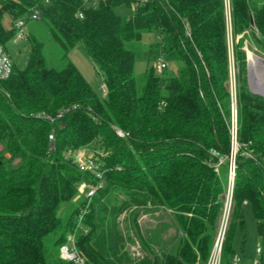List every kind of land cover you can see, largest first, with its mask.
<instances>
[{
	"label": "trees",
	"instance_id": "obj_1",
	"mask_svg": "<svg viewBox=\"0 0 264 264\" xmlns=\"http://www.w3.org/2000/svg\"><path fill=\"white\" fill-rule=\"evenodd\" d=\"M35 5L66 62L60 69L47 66L43 42L30 33L27 67L14 63L10 76L0 80V264H62L56 252L71 233L92 264H206L233 150L226 1L0 0V46L7 47L14 21H28ZM121 6L132 12L118 13ZM230 25L240 147L222 264L234 254L244 201L264 231V96L250 90L244 49L249 31L264 52V0H230ZM147 35L154 39L140 83L135 45ZM78 43L104 73L105 97L68 59L66 51ZM157 51L167 62L181 63L177 74L156 72L150 59ZM93 145L101 150L92 157L104 172L103 185L88 198L79 194V183L100 179L81 169L72 154ZM72 201L77 206L63 218L62 208ZM131 206L175 212L184 232L175 252L159 255L150 248L134 210L131 226L145 254L138 262H126L115 251L110 256L103 240L120 237L117 218ZM81 214L83 227L77 228Z\"/></svg>",
	"mask_w": 264,
	"mask_h": 264
},
{
	"label": "rangeland",
	"instance_id": "obj_2",
	"mask_svg": "<svg viewBox=\"0 0 264 264\" xmlns=\"http://www.w3.org/2000/svg\"><path fill=\"white\" fill-rule=\"evenodd\" d=\"M97 4V3H96ZM94 4V5H96ZM116 11L121 14H127L132 12V8H128L126 6H121L116 8ZM227 19H228V45H229V54H230V64H231V75H230V89H231V109H232V122L236 123L238 128V114H237V99H236V66L234 62V34L230 25V13L227 10ZM3 24L5 27H11L12 20L10 15L5 14L3 17ZM25 31L27 35L30 33L35 35L39 40H41L44 44V56L47 63V66L54 67L57 69L62 68L65 65L64 54L65 51L62 46L57 43L51 36L48 26L42 20H32L29 19L25 26ZM244 32L239 33L237 38L242 37ZM248 37L244 42V49L247 53V77L248 83L251 88L254 90H260L257 85V76L255 73H252L253 66L249 62V56L253 54L255 57H259L264 60V52L258 49L256 45L253 34L251 32H247ZM236 38V39H237ZM154 35H147L141 41L136 43L135 50L138 53V59L136 61L135 71L137 78L140 83L144 81V71L148 67V49L149 43L153 41ZM7 48L11 54V57L14 60L16 67L20 70H23L27 67L30 52H31V43L28 37L26 39L18 40L17 42H13L12 40L7 44ZM68 59L72 60L75 65L82 72L86 80L91 84L95 93L100 97L106 96V88H105V75L102 71H100L88 53L86 52L82 43H78L77 45L70 48L66 51ZM160 56L163 58V55L156 52V55L151 57L150 65H152L157 73H165L168 75L177 74L179 71V67L181 65L180 62L173 61L167 62L168 65L166 68L160 70L156 65L160 59ZM264 68H260L259 75L264 79V75H262ZM258 75V76H259ZM263 76V77H262ZM252 91V90H251ZM253 92V91H252ZM255 93V92H253ZM256 94H259L256 92ZM261 95V94H260ZM264 96V95H262ZM238 138V135H237ZM240 144V143H239ZM101 152L98 145H93L88 149H83L79 152L72 154L75 161H80V159L86 161L89 156L97 154ZM99 154V153H98ZM17 162V161H16ZM79 164V163H78ZM222 178L226 179V167L222 166ZM229 179V176H228ZM228 186V184H227ZM121 198L123 196H120ZM64 205L62 210L63 218L74 209L78 203L69 202ZM137 210V222L140 229V233L143 238H145L150 248L157 254H162L164 252H175L181 237L184 232L183 229L178 222L176 214L173 210L166 206L161 207H151V206H141L138 208L129 207L125 209L117 218L118 231L120 233V237H116L114 235H109L104 238L103 246L106 251L110 254L115 251L119 256H121L126 262L134 261L138 262L139 259L143 257L145 254V249L143 248V244L139 236L135 233L131 226V219H133L132 212ZM220 214L219 212L217 221H216V232L218 230V226L220 223ZM111 215L110 210H106L105 216L106 218ZM136 217V215H135ZM243 221V222H242ZM242 221L239 222L233 239H232V251L234 254H238L242 258V262L244 264L251 263L253 259L256 258V248L261 245L262 238L261 234L256 225L255 218L253 216L252 208L249 204L244 205L243 207V217ZM215 232V236L216 233ZM101 235V234H100ZM215 238V237H214ZM126 251L128 256L124 255ZM139 251L141 253H139ZM56 255L59 256V253L56 252Z\"/></svg>",
	"mask_w": 264,
	"mask_h": 264
},
{
	"label": "built area",
	"instance_id": "obj_3",
	"mask_svg": "<svg viewBox=\"0 0 264 264\" xmlns=\"http://www.w3.org/2000/svg\"><path fill=\"white\" fill-rule=\"evenodd\" d=\"M98 0H85L86 5H94L97 3ZM140 1H147V0H140ZM226 1V9L230 13V0ZM45 3H48L49 0H44ZM41 15V10L38 5H35L31 8V13L29 18L32 20H38ZM82 16V14H80ZM27 20L25 18H18L14 21L15 26V36L13 37L12 41L17 42L21 39H26L28 37L25 26H26ZM187 35L190 37L191 32L189 27L186 29ZM13 64L14 60L11 57V54L7 47L0 46V80L8 78L13 70ZM168 65L167 61L160 56V59L157 63V67L162 70L166 68ZM117 133L119 135H124L121 130H117ZM231 134H232V153L230 156V170H229V179H228V186H227V192L224 197L223 207L221 209L220 214V223L218 226L217 234L214 238L212 250L210 253V256L208 258V261L206 264H222V251H223V244L226 238V234L230 225V221L232 218V210L234 205V198H233V189L235 184V174H236V157L237 152L240 147L237 135H238V128L236 123L232 122L231 126ZM49 139L51 142L54 139V133L51 132L49 135ZM248 155L252 156L250 153ZM79 163V166L81 169L84 170H91L96 174V177L100 179L99 183L93 184L88 183L86 181H82L79 183L78 191L80 195H83L85 197L90 198L93 196L96 192V190L103 185V171L100 169V165L94 159L92 156H89L86 161L80 159V161L77 160ZM224 162V159H220L219 164ZM246 203V201H244ZM83 214H81L78 218L77 222V228L83 227L82 223ZM84 232H87V228H83ZM262 243L260 246L256 248L257 256L255 259L251 261V263L248 264H264V231L261 234ZM139 253H141L139 251ZM59 257L63 261L62 264H92L90 262H87L84 255L81 253V251L78 249L76 244V235L75 233H71L68 235L67 240L59 247ZM228 264H244L242 262V258L238 254H233L230 258V261Z\"/></svg>",
	"mask_w": 264,
	"mask_h": 264
},
{
	"label": "bare ground",
	"instance_id": "obj_4",
	"mask_svg": "<svg viewBox=\"0 0 264 264\" xmlns=\"http://www.w3.org/2000/svg\"><path fill=\"white\" fill-rule=\"evenodd\" d=\"M249 62L253 66L252 73H255V75L258 77L257 78V81H258L257 85L259 86V89L262 92H264V79L261 78V76L259 75V72H258V71H260V68H264V60L259 58V57H257V56L255 57L253 54H251L249 56ZM262 75H264V70H263Z\"/></svg>",
	"mask_w": 264,
	"mask_h": 264
},
{
	"label": "water",
	"instance_id": "obj_5",
	"mask_svg": "<svg viewBox=\"0 0 264 264\" xmlns=\"http://www.w3.org/2000/svg\"><path fill=\"white\" fill-rule=\"evenodd\" d=\"M256 82H257V80H256ZM251 90L253 91V92H257V93H259V94H261V95H264V92H262L261 90H254V89H252L251 88Z\"/></svg>",
	"mask_w": 264,
	"mask_h": 264
}]
</instances>
